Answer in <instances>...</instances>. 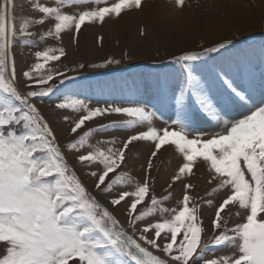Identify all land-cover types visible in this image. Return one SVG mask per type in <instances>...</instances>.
<instances>
[{
    "label": "snow or ice",
    "instance_id": "obj_1",
    "mask_svg": "<svg viewBox=\"0 0 264 264\" xmlns=\"http://www.w3.org/2000/svg\"><path fill=\"white\" fill-rule=\"evenodd\" d=\"M142 2L29 0L18 26L16 0H0V264H264V43L227 56L233 37L174 55L177 71L147 102L93 105L65 91L79 79L67 73L86 65L55 64L68 55L64 36L75 43L82 27ZM49 40L56 46L35 50L18 76L17 43L38 49ZM46 97H56L66 131L44 115ZM112 115L123 119L88 126ZM210 121L218 131L198 127ZM118 130L127 135L104 136ZM142 147L146 163L134 174ZM164 153L178 163L158 192L154 161ZM201 165L203 194L191 182ZM204 206L214 210L210 233Z\"/></svg>",
    "mask_w": 264,
    "mask_h": 264
},
{
    "label": "rangeland",
    "instance_id": "obj_2",
    "mask_svg": "<svg viewBox=\"0 0 264 264\" xmlns=\"http://www.w3.org/2000/svg\"><path fill=\"white\" fill-rule=\"evenodd\" d=\"M16 4L19 26V18L28 12L29 0H16ZM233 37L238 43L234 49L226 53L227 56H238L246 50L259 49L261 43H264V0H185L182 8L175 4V0H143L140 10L122 14L117 19H108L103 25L82 27L75 43L71 42L70 35H65L63 44L68 55L55 64L60 68H73L80 63L86 65L80 73H67L70 76L77 75L79 79L74 84L70 83L65 91L82 98L87 97L93 105L104 101L127 103L130 98L147 102L153 98L157 84L165 76L177 71L175 65L168 63L174 55ZM45 46H56V42L49 40L40 43L38 49L17 43L13 52L18 76L36 62L34 56H31V61L28 62L23 55L19 58V54L21 52L33 54L35 50ZM107 59H119L121 63L106 68L90 67L93 63L101 64ZM55 100L56 97L52 99L46 97L40 106L54 127L66 131L67 126L62 124L60 114L56 113L54 108ZM120 119L123 117L107 116L95 122H88V126L95 127ZM214 123L210 121L206 124H198V127L202 126L208 131H218V128L212 127ZM156 126L163 125L160 121H156ZM112 135L123 138L127 132L118 130L104 134V136ZM138 155H140L139 151L133 154L134 174H141V165L146 163L148 149L141 158ZM173 158L172 155L164 153L159 160L154 161L159 167V173L155 168L153 169V175L158 177L156 184L158 192L162 187L167 186L169 177L166 176V171ZM206 181L207 172L201 165L191 182L198 186L196 191L203 194L205 189L209 188ZM90 182H88L89 186L92 183ZM174 187L177 199L181 198L179 185ZM202 211L204 225L210 233L211 225H208L207 221L210 224L214 210L204 206ZM120 216L123 219L122 213ZM150 251L154 250L150 249ZM227 251L230 249H225L223 252H209L208 258H212L213 255H223ZM154 254L159 253L154 251Z\"/></svg>",
    "mask_w": 264,
    "mask_h": 264
},
{
    "label": "bare ground",
    "instance_id": "obj_3",
    "mask_svg": "<svg viewBox=\"0 0 264 264\" xmlns=\"http://www.w3.org/2000/svg\"><path fill=\"white\" fill-rule=\"evenodd\" d=\"M22 55H23V58L26 60V61H28V62H30L31 61V56H34L32 53H23V52H21V54H19V58H22ZM27 58V59H26ZM63 124V123H62ZM64 125V124H63ZM62 125V126H63ZM61 126V127H62ZM63 128V127H62ZM65 128V127H64ZM146 149L147 148H142L141 150H139V153H140V155H138V157L139 158H141V155L142 154H144V151H146ZM159 160V159H158ZM178 163V161H177V159H175V158H173L172 159V163H171V165L169 166V169L166 171L167 172V174H166V176L167 177H169V175L171 174V172L174 170V168H175V166H176V164ZM137 172V171H136ZM139 173V172H138ZM91 183V182H90ZM207 221V220H206ZM234 222V221H233ZM207 224L208 225H210L209 224V222L207 221Z\"/></svg>",
    "mask_w": 264,
    "mask_h": 264
}]
</instances>
